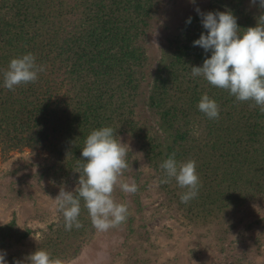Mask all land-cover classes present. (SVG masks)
<instances>
[{
	"label": "trees",
	"instance_id": "1",
	"mask_svg": "<svg viewBox=\"0 0 264 264\" xmlns=\"http://www.w3.org/2000/svg\"><path fill=\"white\" fill-rule=\"evenodd\" d=\"M213 1V12L231 11L241 33L257 26L245 0ZM156 8L155 0H0L2 157L29 152L34 159L44 158V163L28 167L54 179L55 188L71 189L78 186L86 163L82 149L92 131L111 127L117 140L124 132L138 131L149 141L141 150L151 163L163 155L162 149L166 153L162 161L173 153L176 158L183 150L186 155L193 151L199 190L209 191L207 202L213 210L264 201V113L254 101H237L229 91L192 76V67H202L211 57V52L193 46L206 32L199 17H191V23L186 21L169 41L168 78L156 79L147 102L155 125L168 136L164 144L151 142L148 135L154 126L144 118L132 119L140 106L149 61L148 50L138 44L146 38ZM28 53L45 70L35 83L7 89L3 74L10 61ZM181 74L186 88L175 85L183 79ZM204 94L218 103V119H209L199 110ZM125 122L129 129L120 132ZM193 123L203 132L195 145ZM189 145L190 151L183 149ZM127 153L128 168L123 173L136 182L138 191L133 195L137 197L149 178L139 169L134 153ZM80 205L78 219L83 227L66 230L63 217L62 228L49 243L52 248L47 252L60 264L80 258L100 233L92 226L82 198ZM29 236L30 231L15 221L0 226V253L6 246L24 244Z\"/></svg>",
	"mask_w": 264,
	"mask_h": 264
},
{
	"label": "rangeland",
	"instance_id": "2",
	"mask_svg": "<svg viewBox=\"0 0 264 264\" xmlns=\"http://www.w3.org/2000/svg\"><path fill=\"white\" fill-rule=\"evenodd\" d=\"M155 1L157 8L146 38L138 44L143 50H148L149 61L140 106L132 119L144 118L143 122L154 126L148 135V138H153L151 142L164 144L168 136L164 128L154 123L147 104L149 96L157 78H168L169 41L179 33L189 17L201 20L197 8L203 13L213 12L214 1ZM245 3L257 21L262 14L258 0L256 5L251 0H245ZM180 76L183 78L182 74ZM184 81L186 79L183 78L175 85L181 84L186 88L187 82ZM192 128L196 136L195 145L203 132L198 124L193 123ZM126 129H129L127 122L119 127L120 132ZM120 140L138 159L139 169L146 172L149 184L137 197L116 188L113 193L115 201L128 208L126 221L107 232H100L82 256L70 264H264V201H251L227 211H215L208 206L211 204L207 202L209 191L202 194L200 186L194 199L187 204L181 203L180 197L187 189L179 187L174 178L161 183L166 179L165 170L161 168L165 150L162 149L163 155L151 163L141 150L142 146L149 145L145 133L136 131L132 135L124 132ZM190 148V145L183 147L186 151ZM180 153L182 155L175 158L178 164L194 160L197 167L198 160L193 158V151L190 155H186L184 150ZM31 163H44V158L34 159L26 152L4 159L0 149V226L15 221L21 229L30 231L24 244L6 246L2 250L7 264H29L28 257L35 251H50L49 243L55 239L56 231L62 228L63 215L58 201L54 200L61 189L55 188L54 179L28 167ZM121 179L132 182L124 173ZM77 187L63 190L74 193ZM204 208L207 209L202 214ZM208 211L212 213L205 216Z\"/></svg>",
	"mask_w": 264,
	"mask_h": 264
},
{
	"label": "clouds",
	"instance_id": "3",
	"mask_svg": "<svg viewBox=\"0 0 264 264\" xmlns=\"http://www.w3.org/2000/svg\"><path fill=\"white\" fill-rule=\"evenodd\" d=\"M258 2L262 14L257 17V26L248 27L243 33L231 11L203 13L196 9L206 32L193 42V46L203 48L205 53L211 52V57L204 60L202 67H192V76H202L210 85L229 91L237 101H254L264 113V0ZM251 3L256 5L257 0H251ZM187 23H191V17ZM44 70L43 66L36 64L31 53L12 59L3 74L4 86L14 91L21 84L35 83L38 73ZM198 108L209 119L219 118V105L207 94L202 96ZM127 154L125 144L116 139L111 127L94 130L87 136L82 149L86 163L79 172L76 195L61 189L54 199L58 201L66 230L70 231L73 226L77 229L83 227L78 219L81 198L92 226L98 232H107L126 221L127 205L117 203L113 193L116 188L126 194L138 191L135 181L129 183L121 179L128 168ZM161 168L166 175L161 183L174 178L179 187L187 189L180 197L181 203L187 204L198 195L200 181L194 160L178 164L173 153ZM28 261L29 264H60L45 250L35 251ZM0 264H7L4 253H0Z\"/></svg>",
	"mask_w": 264,
	"mask_h": 264
}]
</instances>
